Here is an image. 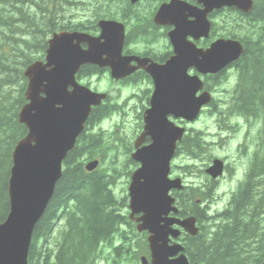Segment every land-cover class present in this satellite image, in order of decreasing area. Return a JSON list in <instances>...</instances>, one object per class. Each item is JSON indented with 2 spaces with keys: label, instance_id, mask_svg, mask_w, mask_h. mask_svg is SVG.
I'll use <instances>...</instances> for the list:
<instances>
[{
  "label": "water",
  "instance_id": "obj_1",
  "mask_svg": "<svg viewBox=\"0 0 264 264\" xmlns=\"http://www.w3.org/2000/svg\"><path fill=\"white\" fill-rule=\"evenodd\" d=\"M137 0H132L136 3ZM255 0H198L202 8L173 0L162 5L155 22L174 25L169 38L174 55L163 65L136 56H123L125 26L117 21L99 22L101 35L93 37L82 32H61L49 41L45 61H36L26 70L28 103L19 114V121L28 129L13 152L9 180L10 211L0 222V264H28L29 250L36 225L44 215L62 178L63 163L84 132L93 107L100 106L107 95L80 85L76 75L82 66L90 64L110 68L116 80L130 76L143 68L152 77L155 90L150 108L144 115V131L135 142L132 159L141 164L129 186L132 216L139 231H148L152 264H189L184 247L170 244L181 231L196 236V218L168 217L178 213L174 189L182 190L181 179H170L171 161L177 143L185 129L176 126L169 117L193 122L198 119L211 95L204 92L198 76L217 74L236 62L244 53L243 45L234 39L220 38L207 49H198L189 37L198 41L208 38L212 30L209 15L225 7L250 13ZM82 45H87L83 48ZM138 61L139 66H132ZM151 143L142 146L145 139ZM98 160L89 162L88 172L97 169ZM224 163L216 159L206 171L213 179L223 174ZM143 264H148L142 258ZM264 264V263H263Z\"/></svg>",
  "mask_w": 264,
  "mask_h": 264
},
{
  "label": "trees",
  "instance_id": "obj_2",
  "mask_svg": "<svg viewBox=\"0 0 264 264\" xmlns=\"http://www.w3.org/2000/svg\"><path fill=\"white\" fill-rule=\"evenodd\" d=\"M79 0H0V222L9 213V179L12 155L17 143L26 137L27 127L19 122V113L27 104L28 80L25 71L30 64L43 60L50 36L64 30L96 31L97 19L117 18L114 9L102 7L98 1L92 8V19L73 22L66 17L63 7ZM110 3V1H109ZM90 9V8H89ZM88 9V10H89ZM230 30L225 36L233 37L244 45V54L236 62L237 85L233 91L234 103L229 113L259 120L263 123L260 145L263 151L254 163L255 170L232 195L228 207L209 216L201 203L212 200V193H199L181 198L178 202L183 216L194 215L200 232L185 236V253L192 264H263L264 262V0L254 4L252 12L243 14L235 9ZM225 20L222 25L229 24ZM214 33L218 32V23ZM222 27V26H221ZM103 70L85 66L82 77L102 75ZM221 83L226 81L221 75ZM118 108L102 105L93 109L85 132L64 162V171L45 214L38 222L29 251V264H49L56 258L64 264H85L95 258L97 246L115 230L122 216L114 212L128 205V196L117 199L113 187L118 178L106 173L102 166L88 173L85 162L102 155L107 141L101 134L91 133L92 127L108 118ZM221 113V112H220ZM104 143L102 144V142ZM203 138L197 133L187 135L179 153L199 159L204 154ZM133 150L132 145L128 152ZM135 167V163L128 159ZM115 170V175L118 171ZM133 171V169H132ZM131 174V173H130ZM213 192V191H212ZM70 203L73 205L69 206ZM62 209L75 211L70 215L71 227L67 238L57 251L50 248L48 237L52 220ZM71 207V208H70ZM102 234V235H99ZM105 235V236H104ZM104 236L102 239L98 237ZM45 244V246H44ZM40 260H44L43 263Z\"/></svg>",
  "mask_w": 264,
  "mask_h": 264
},
{
  "label": "rangeland",
  "instance_id": "obj_3",
  "mask_svg": "<svg viewBox=\"0 0 264 264\" xmlns=\"http://www.w3.org/2000/svg\"><path fill=\"white\" fill-rule=\"evenodd\" d=\"M63 9L67 11L66 17L71 18L73 22H84L87 17L92 19L93 16L91 14L92 8L88 10L76 5L65 6ZM233 17L234 14L229 12L215 17V24L218 23L219 26L216 33L217 37L225 36L227 30L232 28L231 19ZM225 20H229L230 23L223 26L222 23ZM83 83L89 84L92 89L98 92L108 93L111 97L109 105L117 104L120 109L114 111L109 118L96 125L91 131L94 135L101 134L102 136L103 134L102 137L107 141L104 144L102 155L95 159L102 161V167L106 169V173L117 178L119 176L113 190L117 199H120L128 193L130 173L134 169V165L128 162V159L131 160L130 157L133 150L128 152V147L130 144L134 147L135 140L143 130V106L145 108L148 107L145 94H147L146 90L149 88V84L145 83L137 87L120 86L113 82L109 75L88 79L83 81ZM234 84L235 82L232 83L231 87L221 86L215 90L216 108L208 107L197 121L193 123L176 122L177 125L186 127L189 135L198 133L204 139L203 142L206 149L204 154L201 153L199 159L196 160L185 154L178 155L172 165V177H181L193 188L205 187L207 192H212L213 189L207 182V177L204 173L215 158L226 159L229 167L231 169L235 168L238 172L237 177H231L230 170L221 179L215 192V200L209 205L212 214L226 209L233 192L238 189L240 182L244 179L249 163V158L243 153L244 148L239 147L242 138L247 132V123L243 119L229 113L232 105ZM136 95L140 96V99H137ZM141 96H144L143 99H141ZM239 125L243 126L240 134L237 132L240 129ZM257 128H259V125ZM236 129L238 130L235 131ZM234 133H236L235 137ZM254 133L255 135L258 133L257 129ZM255 141L254 134H252L249 143L253 146ZM255 149L254 146L251 152H254ZM114 169L118 171V175L114 174ZM139 243L142 256H145L146 247L142 241H139ZM136 264L141 263L138 262Z\"/></svg>",
  "mask_w": 264,
  "mask_h": 264
},
{
  "label": "flooded vegetation",
  "instance_id": "obj_4",
  "mask_svg": "<svg viewBox=\"0 0 264 264\" xmlns=\"http://www.w3.org/2000/svg\"><path fill=\"white\" fill-rule=\"evenodd\" d=\"M117 10L123 11V24L126 28V40L124 44V52L123 55L127 56H136V58L140 59H149L156 64L163 65L165 64L173 55H174V46L172 45L169 33L174 30V25H158L155 22V18L157 12L161 8L162 5L170 4L173 0H137L136 3H132V0H114ZM187 2L191 5L198 6V0H179ZM95 3V2H94ZM92 2V5L94 4ZM103 8H112L108 2H104L102 4ZM219 12H215L217 15ZM97 33V32H96ZM141 34V35H140ZM140 37V38H139ZM196 43V46L200 49H206L212 43L211 41H206L204 39H199L198 41L191 39ZM133 65H136L138 68L139 63L138 61L133 62ZM103 70L102 76L109 75L111 80L120 86H129L133 87L132 85L136 84L137 86H142L145 83L149 84V88L146 90L147 94H145V100L149 104L151 95L154 92V83L153 80L147 75V72L143 68L136 69V72L128 77H125L120 80H116L111 77V70L110 68L106 67L101 69ZM191 75H197V71L195 69L190 70ZM236 69L235 67H230L225 70L223 73V78L226 79L223 86L231 87L232 83H236ZM100 76H93V77H82L78 73L77 80L79 82H83L88 79L99 78ZM202 80L204 81V87L201 91L197 93V96H200L204 92H208L212 96V106H216V99H215V90L221 87V78L220 74L218 75H205L201 76ZM107 103L111 102V97L107 93ZM144 96H141L143 99ZM137 99H140L136 95ZM210 105V106H211ZM240 118V117H239ZM243 119L244 118H240ZM246 120V119H245ZM244 120V121H245ZM183 123L182 121H179ZM247 123V132L245 133L244 137L242 138L239 147L244 148L243 153L246 157L249 158V163L245 172L244 179L240 182L242 183L249 178L257 177L259 174L256 173L255 177L253 172L255 170L254 163L257 162V158L263 151V146L260 145L261 139L255 133L257 127L253 128L252 123L248 120L245 121ZM240 129H236L235 131L239 132L238 134L242 133L240 130L243 127L239 125ZM236 132V133H237ZM234 133V137L236 136ZM254 134L256 139L255 144L252 146L249 142L251 139V135ZM233 137V138H234ZM148 142V139H146ZM255 146V151H253ZM225 161V170L224 174L227 175L230 170L231 177H237L238 172L235 168L229 167L227 164L226 159ZM223 175L222 178L225 177ZM221 178V179H222ZM221 179L213 180L216 183V187L220 184ZM212 180L208 177L207 182L210 183ZM256 180V179H255ZM185 196L187 193L185 192ZM70 205H73L70 203ZM64 206L61 205L60 210L55 214L54 219L52 220V231L51 235L49 236L50 242L54 247L59 248L61 243L65 241L67 238V233L71 227V219L70 215L74 214V211L70 209H62ZM124 213V214H123ZM115 215L122 216L120 223L115 227V230L111 233V235L107 236L104 241H100L97 246V254H95V258L89 261H86L85 264H136L138 262L141 263L139 257L140 252V243L141 239H143L144 246L146 247V257L148 261H150V250L149 245L147 242L148 233L143 232L139 233L137 231V223L136 217H131L130 212L124 211H115ZM127 217V218H126ZM102 235V234H99ZM105 236V235H104ZM104 236L98 237V239H102ZM146 243V244H145ZM44 260H40L43 262ZM49 264H64V261L61 259L56 258L55 260H49ZM150 264V262H149Z\"/></svg>",
  "mask_w": 264,
  "mask_h": 264
},
{
  "label": "bare ground",
  "instance_id": "obj_5",
  "mask_svg": "<svg viewBox=\"0 0 264 264\" xmlns=\"http://www.w3.org/2000/svg\"><path fill=\"white\" fill-rule=\"evenodd\" d=\"M141 35V34H140ZM140 38V37H139ZM127 56H129V55H127ZM132 56V55H131ZM83 76V75H82ZM124 214V213H123Z\"/></svg>",
  "mask_w": 264,
  "mask_h": 264
}]
</instances>
